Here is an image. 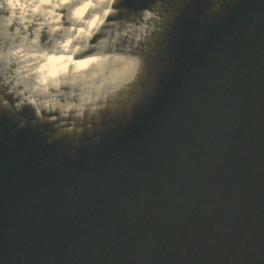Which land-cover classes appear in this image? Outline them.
Instances as JSON below:
<instances>
[{"label": "water", "instance_id": "obj_1", "mask_svg": "<svg viewBox=\"0 0 264 264\" xmlns=\"http://www.w3.org/2000/svg\"><path fill=\"white\" fill-rule=\"evenodd\" d=\"M112 8L74 59L145 74L125 116L0 71V264H264V0Z\"/></svg>", "mask_w": 264, "mask_h": 264}, {"label": "bare ground", "instance_id": "obj_2", "mask_svg": "<svg viewBox=\"0 0 264 264\" xmlns=\"http://www.w3.org/2000/svg\"><path fill=\"white\" fill-rule=\"evenodd\" d=\"M16 2V0H7L6 3H3L4 6L7 8V5L10 2ZM4 7L0 8V14L6 13L7 9ZM88 8V4H84L79 7H75L72 9L71 13L73 15V19L75 24L77 25L80 23L82 26L73 30V28H69V30L65 31L63 34L65 35V39L60 41L57 44V48L61 53L57 54L58 50L53 51L51 54H48V57L45 63L39 62L41 59V55L32 48V45L28 43H20L12 46L10 45L7 48L8 52H5V55L0 56V71L4 73L6 70L8 73V68L13 64L15 61L17 67L20 68L17 72H19L20 76L25 78H29L31 82L30 86L27 88L25 87V91L21 93L25 95V92L29 95L24 96L27 100V103H24L26 107L30 105L34 108H37L38 116L39 114V107L45 108V112L48 110H57L60 109L65 110L66 107L65 102L59 101L57 98L60 95L66 94L67 96L71 94L70 91H75L76 94H91L96 96L100 94L99 91H105L109 89L113 85V81L115 80L116 76L114 74L115 64L121 65L124 64L125 61L121 60V58L117 55H94L87 57L85 59H74V54H76L78 47H84L87 44L89 37L94 33L97 28L100 26L102 21L105 19L106 14H109L111 11H107V9L100 11L98 14H95L92 18L88 19L87 21H82L83 15L85 14ZM80 10V14L76 15L77 10ZM92 9V8H91ZM99 9V8H97ZM16 13L20 12V8L17 7L15 9ZM106 13V14H105ZM0 15V18H1ZM147 16V14H146ZM154 21H158L159 18H151ZM0 22V37L3 32H5L6 27L1 25ZM8 29V28H7ZM11 29V28H10ZM84 29V31H81ZM14 32V29L12 30ZM15 38L18 37L17 31L12 33ZM14 40L11 39L12 44ZM73 43H77L74 45ZM101 46H106V40L100 42ZM15 47H23L22 52H17ZM69 47L71 49L69 53ZM3 57V59H2ZM5 62V63H4ZM129 63V62H128ZM117 73L119 72L118 69ZM123 70H126L125 68ZM121 72V70H120ZM7 73V74H8ZM63 85L68 86L69 90L64 91ZM70 92V93H69ZM46 93L47 99L48 95H51V100H45V102H49L48 105L46 104H36L37 101L44 100V96ZM43 95V96H42ZM41 96V97H40ZM70 96V95H69ZM83 96V95H82ZM85 96V95H84ZM23 97V98H24ZM91 97V96H90ZM89 97V98H90ZM79 100H81L80 96H78ZM86 99H89L85 97ZM3 100V99H2ZM31 103V104H30ZM50 104V105H49ZM1 106H6L0 101ZM23 105V101L18 103V108H21ZM65 108V109H64ZM16 112V111H15ZM14 119H18L17 114H14ZM20 118V117H19ZM44 119V118H43ZM52 119V118H51ZM46 118L44 120H51ZM21 121V118L19 119ZM24 123L19 124L20 128H24ZM62 133V131H59ZM53 136V135H52ZM52 138V137H51ZM54 138V136H53ZM49 142V141H48ZM61 153L64 155L73 156L74 151L71 149L67 151L66 149L62 150Z\"/></svg>", "mask_w": 264, "mask_h": 264}, {"label": "rangeland", "instance_id": "obj_3", "mask_svg": "<svg viewBox=\"0 0 264 264\" xmlns=\"http://www.w3.org/2000/svg\"><path fill=\"white\" fill-rule=\"evenodd\" d=\"M6 1L7 0H0V8L3 7L4 9L6 5L4 6L3 3H6ZM70 2H77L76 7L82 6L86 3L88 4V8L82 18V21H87L88 19L92 18L95 14H98L100 11L107 9L106 5L110 4L111 0H16V2L11 1L7 5V8L5 7L7 9V14H0V22L2 23L1 25L6 27L5 32L2 33L3 37H0V44H2L4 48L9 47V45L14 46L18 44L19 46L21 45L20 43H28L29 45H32V48H34L41 55V59L39 62L45 63L49 54V49L56 48L57 44L62 41L61 38H58L55 39L54 42L51 43V45H49L50 38L53 36L55 37V33L61 30L65 29L67 31L69 30V28H73V30H75L82 26L80 23H78V25L71 24V26L68 27L64 25L61 8H63L64 4ZM17 7L20 8L19 13H16L15 11ZM69 19L74 21L72 13L69 14ZM13 29L14 32L17 31V38H15L12 34L14 33L12 32ZM11 39H13L14 41L12 42V44H9L11 43ZM15 48L23 50V47ZM3 51L6 52V50ZM5 52H3V54ZM124 65L120 66L118 64H115V67H117L113 70L116 76L115 80L113 81V85H115L114 88L112 86L111 88L105 91H99L100 94L96 95H100L98 97V100L103 99L104 102L99 103L98 107H102L103 105L104 108L109 107L111 113L114 114L115 117L125 116L127 114L128 107L131 103H133V100H135L136 98V82L138 84L140 82H144L147 79L144 78L145 74L140 73V71L136 70L134 67L130 69V71L124 72L122 69V67L126 68V66ZM129 66L131 65H128V67ZM14 69L19 70L20 68L16 66ZM116 69L119 70L118 73ZM139 78L143 79V81H140ZM27 79L29 80V78ZM64 91L66 92L67 90L65 89ZM72 94L80 96L83 102H85L86 100H91V102L96 101L97 98L91 94H76L75 91H73ZM85 97L90 98L86 99ZM71 102L75 105L74 101ZM91 102H89V108L94 107V102Z\"/></svg>", "mask_w": 264, "mask_h": 264}, {"label": "clouds", "instance_id": "obj_4", "mask_svg": "<svg viewBox=\"0 0 264 264\" xmlns=\"http://www.w3.org/2000/svg\"><path fill=\"white\" fill-rule=\"evenodd\" d=\"M116 3V0H111V3L108 5V9L107 11H114L115 9L112 8V5ZM218 6V5H217ZM146 11V14L151 16L153 15L152 11L151 10H145ZM80 14V10L78 9L77 12H76V15H79ZM106 14V13H105ZM71 18V17H70ZM81 31H84V29H81ZM17 52H22L23 50L22 49H17L16 50ZM3 104L5 105H9V101L7 99H4L3 100ZM18 108V106H17ZM24 121H21V124H23Z\"/></svg>", "mask_w": 264, "mask_h": 264}]
</instances>
